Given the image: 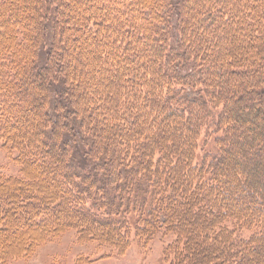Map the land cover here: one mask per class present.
Returning a JSON list of instances; mask_svg holds the SVG:
<instances>
[{"label":"trees","instance_id":"1","mask_svg":"<svg viewBox=\"0 0 264 264\" xmlns=\"http://www.w3.org/2000/svg\"><path fill=\"white\" fill-rule=\"evenodd\" d=\"M0 137V264H264V0H0Z\"/></svg>","mask_w":264,"mask_h":264},{"label":"rangeland","instance_id":"2","mask_svg":"<svg viewBox=\"0 0 264 264\" xmlns=\"http://www.w3.org/2000/svg\"><path fill=\"white\" fill-rule=\"evenodd\" d=\"M18 171L16 162L0 137V175L11 176ZM175 235L157 237L146 246L133 242L125 255L107 256L110 249L79 241L75 232L69 231L56 239L42 243L35 252L22 255L8 264H171L166 259V247Z\"/></svg>","mask_w":264,"mask_h":264}]
</instances>
